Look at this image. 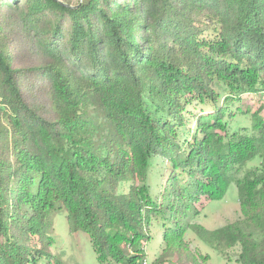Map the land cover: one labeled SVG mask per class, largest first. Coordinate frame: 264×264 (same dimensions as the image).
Instances as JSON below:
<instances>
[{"label": "trees", "instance_id": "obj_1", "mask_svg": "<svg viewBox=\"0 0 264 264\" xmlns=\"http://www.w3.org/2000/svg\"><path fill=\"white\" fill-rule=\"evenodd\" d=\"M61 1L0 0V264H58L61 209L101 264H141L151 239L187 254L190 231L264 264V118L233 131L226 109L264 92V0ZM232 182L239 218L193 223Z\"/></svg>", "mask_w": 264, "mask_h": 264}, {"label": "rangeland", "instance_id": "obj_2", "mask_svg": "<svg viewBox=\"0 0 264 264\" xmlns=\"http://www.w3.org/2000/svg\"><path fill=\"white\" fill-rule=\"evenodd\" d=\"M226 109L231 116H228L229 128L233 131L244 130L251 125V113L260 110L264 118V92L245 93L236 96L226 104ZM214 110L210 103L192 105L187 112L188 117L192 114L207 113ZM194 120H191V127ZM257 162L252 161V165ZM247 165L240 171L242 176ZM170 173L167 160L162 156H155L150 159V192L158 194ZM199 212L192 217L193 223L203 225L207 229H215L223 224L233 221L240 216L237 187L234 182L228 187L224 197L218 200H209L206 196H200L195 202ZM162 229L153 226L150 234L156 236ZM51 234L54 238L49 246V251L55 256L58 264H101L98 260L94 247L85 231H71L68 227L66 213L63 209L54 213ZM188 246L187 254L178 252L162 253L159 240L151 239L144 246V258L147 264H240L237 260L240 246L237 244L221 253L203 241L191 231L185 235ZM54 259V261H56Z\"/></svg>", "mask_w": 264, "mask_h": 264}, {"label": "water", "instance_id": "obj_3", "mask_svg": "<svg viewBox=\"0 0 264 264\" xmlns=\"http://www.w3.org/2000/svg\"><path fill=\"white\" fill-rule=\"evenodd\" d=\"M59 1H60V3H62L63 5L70 6L69 4L65 3L64 1H61V0H59Z\"/></svg>", "mask_w": 264, "mask_h": 264}, {"label": "built area", "instance_id": "obj_4", "mask_svg": "<svg viewBox=\"0 0 264 264\" xmlns=\"http://www.w3.org/2000/svg\"><path fill=\"white\" fill-rule=\"evenodd\" d=\"M141 264H147L146 260H143V261L141 262Z\"/></svg>", "mask_w": 264, "mask_h": 264}]
</instances>
